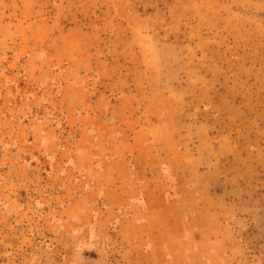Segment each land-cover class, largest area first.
Masks as SVG:
<instances>
[{"label": "rangeland", "instance_id": "obj_1", "mask_svg": "<svg viewBox=\"0 0 264 264\" xmlns=\"http://www.w3.org/2000/svg\"><path fill=\"white\" fill-rule=\"evenodd\" d=\"M109 262L264 264V0H0V264Z\"/></svg>", "mask_w": 264, "mask_h": 264}, {"label": "crops", "instance_id": "obj_2", "mask_svg": "<svg viewBox=\"0 0 264 264\" xmlns=\"http://www.w3.org/2000/svg\"><path fill=\"white\" fill-rule=\"evenodd\" d=\"M130 178H131V176H130V169H129V170H127V176H126V179H128V181H127L128 183H130ZM147 181L153 183V179H150V180H147ZM130 189H132V194H134V192L138 190V188H135V187H130ZM133 198H134V195H132V197L130 196L129 197V200H126L125 201L126 204L129 203L130 206L128 208L129 211H128V215H126V218L125 217H122L123 220H130L132 222L131 223V227L132 228L134 227L133 226V223L137 222V220L144 219V217H145L146 222L147 221L149 222V220H148L149 218L148 217L151 216L150 215V212H149L150 209L148 208V204L147 203H145V204L143 203V207H145L144 209H140V207H139L137 210H134V208H133L134 207L133 206ZM117 207L118 206H116V208L113 207V209H114V215L116 214V215L119 216L120 215V208H117ZM136 211H138L140 214L139 213H136ZM151 214H153V213H151ZM93 218L95 219L94 216H93ZM141 222H145V221L144 220H141ZM141 222H137V224L139 225V224H141ZM148 222H147V224H148ZM112 249H113L112 246H109V252H107V253H111L112 252ZM126 251H128V252H134V251H136V248H134V246L130 245V246L127 247ZM185 251H186L188 257H190V259H191V253L192 252H191V249L189 248V246H186V250ZM107 253H106V257L109 258L110 255L109 254L107 255ZM98 258H99V256L95 254V255L88 256L87 259L89 261H91V262H95ZM109 263L111 264L112 262H109Z\"/></svg>", "mask_w": 264, "mask_h": 264}]
</instances>
